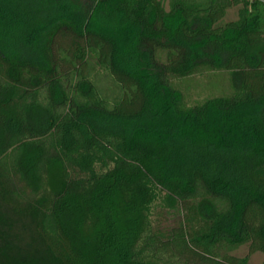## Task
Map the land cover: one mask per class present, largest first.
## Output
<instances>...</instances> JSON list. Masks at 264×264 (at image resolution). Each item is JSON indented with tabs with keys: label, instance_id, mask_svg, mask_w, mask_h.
I'll list each match as a JSON object with an SVG mask.
<instances>
[{
	"label": "trees",
	"instance_id": "1",
	"mask_svg": "<svg viewBox=\"0 0 264 264\" xmlns=\"http://www.w3.org/2000/svg\"><path fill=\"white\" fill-rule=\"evenodd\" d=\"M222 70L226 94L179 88ZM243 244L264 253V0H0V264Z\"/></svg>",
	"mask_w": 264,
	"mask_h": 264
},
{
	"label": "rangeland",
	"instance_id": "2",
	"mask_svg": "<svg viewBox=\"0 0 264 264\" xmlns=\"http://www.w3.org/2000/svg\"><path fill=\"white\" fill-rule=\"evenodd\" d=\"M238 6L228 9L224 20H231L237 17ZM230 76L225 70L207 72L193 76H187L180 80V89L186 92L188 101L194 103L199 99L226 94L230 89ZM170 218V217H169ZM233 255L248 256V264H263L264 253L251 251L249 244H243L231 252Z\"/></svg>",
	"mask_w": 264,
	"mask_h": 264
}]
</instances>
